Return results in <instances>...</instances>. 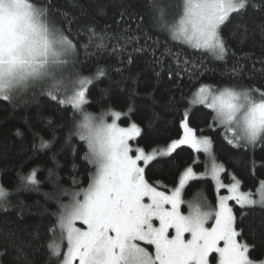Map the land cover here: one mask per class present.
<instances>
[{
    "label": "snow or ice",
    "instance_id": "snow-or-ice-1",
    "mask_svg": "<svg viewBox=\"0 0 264 264\" xmlns=\"http://www.w3.org/2000/svg\"><path fill=\"white\" fill-rule=\"evenodd\" d=\"M146 2L154 28L219 61H226L231 52L229 39L243 44L252 34L244 19L249 7L260 8L264 15V6L256 0H181L178 17L169 16L170 5L164 0ZM53 15L62 16L69 27L58 26ZM120 15L123 18L125 13ZM138 18L142 21L144 16ZM72 20L50 0L39 4L32 0H0V99L11 102L30 89L47 86L46 94L56 100L61 91L58 73L75 62L77 45L83 44L87 49L95 43L97 51L107 47L111 33L97 32L94 26H88V42L84 43L72 35ZM258 27L264 35V25ZM164 55L173 56L177 67L183 65L182 71L189 75L202 74L200 65L186 58L181 60L180 53L169 49ZM245 57L252 61L251 67L233 64L230 78L259 75L262 87L202 84L182 113V137L165 148L148 152L130 146L129 142L140 137L143 130L134 122L128 127L120 126V112L109 109L96 117L83 111L88 102L86 86L93 81L90 77L79 78L73 94L59 103L71 104L82 116L76 128L80 139L87 143L84 159L94 166L90 183L73 192L69 203L59 204L52 214L55 219L48 227L47 239L42 238L39 229L30 233L28 240L12 233L14 240L8 247L0 248V264L9 248L15 253V264H40L37 257L42 252L46 253L45 264H264L250 257L255 238L251 243L244 239L245 233L229 204L234 201L241 208L264 209V181L255 192L242 191L241 181L235 176L231 183L224 184L221 173L225 169L216 162L211 138L198 136L189 124L191 108L204 105L214 113L213 122L231 134L229 144L252 148L264 144V52L260 56L245 53ZM96 75L105 76L106 72L98 68ZM108 115L113 117L111 123L106 119ZM47 145L48 141L41 138L40 146ZM181 145L204 152L212 161L206 175L216 181L217 190L225 188L228 192L218 196L215 207L200 189L191 199L183 198L189 182L198 179L192 167L183 172L178 186L170 193L159 190L162 185L151 183L146 177L149 164L171 156ZM49 175L53 173L50 171ZM20 179L18 187L39 184L35 169ZM8 196V190L0 185V208L10 207ZM182 204L187 205V213L180 210ZM154 221L159 222L158 226ZM77 222L86 228L77 227ZM170 230H174V235ZM185 234H190V238ZM149 247L154 250L149 251ZM213 254H218V258Z\"/></svg>",
    "mask_w": 264,
    "mask_h": 264
},
{
    "label": "trees",
    "instance_id": "trees-1",
    "mask_svg": "<svg viewBox=\"0 0 264 264\" xmlns=\"http://www.w3.org/2000/svg\"><path fill=\"white\" fill-rule=\"evenodd\" d=\"M32 2L39 4L44 0ZM50 2L59 12L73 18L71 31L77 40L88 42L85 31L88 26H94L97 32L111 33L112 38L106 41L107 47L99 51L95 43L87 49L83 44L77 45L78 57L60 80L61 91L56 100L46 94L47 86L30 89L11 102L0 99V185L8 190L10 201L6 210L0 208V248L8 247L14 240L11 236L14 232L28 240L29 234L39 229L42 238L47 239L48 227L55 219L52 214L58 210L59 204H67L73 192L90 183L94 166L84 159L87 143L80 139L76 128L82 116L71 104L59 103L66 97L64 90L71 88V93L79 78L90 77L93 81L87 86L88 102L83 111L93 115L109 109L120 112V125L129 126L134 122L143 130V134L131 143L146 152L167 146L182 136V113L202 84L262 87L259 75L230 78L233 64L239 62L251 67L252 61L245 57V53L260 56L264 52V35L258 27L264 25L260 8L249 7L244 17L253 30L247 41L240 44L229 39L231 52L226 61H219L209 53L173 40L168 32L154 28L146 0ZM164 3L170 5L169 16L178 17L180 8L177 6L181 0H164ZM256 3L264 6V0H256ZM121 12L125 13L123 18ZM139 15L144 16L142 21ZM52 19L58 26L69 27L60 15H53ZM224 32L227 35L228 29ZM134 36L139 39H128ZM169 49L180 53L181 60L186 58L190 63L200 65L202 74L189 75L182 71L183 65L178 68L173 56L164 55ZM256 67H260L258 61ZM98 68H103L106 75L97 76ZM213 115L212 110L197 105L191 108L189 124L198 135L212 139L215 159L225 169L222 174L224 183H231V177L235 176L241 181L242 190L255 192L264 181V144H257L255 148L229 144L228 133L223 126L213 122ZM41 138L48 141L46 147L40 146ZM206 159L204 152L183 145L171 156L149 164L146 177L149 182L162 185L159 190L170 192L178 186L179 177L188 167L203 171ZM34 169L39 184L18 187L20 178ZM50 171L53 173L51 177ZM197 189L202 190L213 207L216 206L218 194L213 179L203 177L190 181L183 198L191 199ZM231 204L237 223L245 233L244 239L251 243L255 238L256 246L250 251V257L257 262L263 261L264 209L259 206L241 208L234 201ZM182 209L188 211L187 205L183 204ZM14 255L9 248L2 264H15ZM37 259L40 264H45L46 253L42 252Z\"/></svg>",
    "mask_w": 264,
    "mask_h": 264
},
{
    "label": "rangeland",
    "instance_id": "rangeland-1",
    "mask_svg": "<svg viewBox=\"0 0 264 264\" xmlns=\"http://www.w3.org/2000/svg\"><path fill=\"white\" fill-rule=\"evenodd\" d=\"M70 66H71V63L63 70V72L62 73H58V78H59V80H61V79H63L65 76H66V74H67V72L69 71V68H70ZM88 86V85H87ZM87 86H86V88H87ZM76 87H77V85H75V88L73 87L72 89V91H71V93H69V91L71 90V88L70 89H68V87L64 90V93L63 94H65V98H67V97H70L72 94H73V92H74V90L76 89ZM199 88V87H198ZM197 88V89H198ZM196 89V90H197ZM196 90H195V92H196ZM194 92V93H195ZM193 93V94H194ZM193 94H192V96H193ZM192 96H191V98H192ZM64 98V99H65ZM191 98H190V100H191ZM83 110H84V108H83ZM87 113V112H86ZM101 115V114H100ZM100 115H94V116H96V117H99ZM106 119H107V121L109 122V123H111L112 121H113V117L111 116V115H108L107 117H106ZM118 122V124H119V120L117 121ZM120 125V124H119ZM120 126H122V125H120ZM130 126V125H129ZM122 127H128V126H122ZM183 135V134H182ZM198 135V134H197ZM198 136H200V135H198ZM182 137V136H181ZM180 137V138H181ZM207 137H209V136H207ZM228 137L229 138H231V134L230 133H228ZM179 138V139H180ZM177 140V139H176ZM212 140V139H211ZM213 142V141H212ZM130 143V146L133 148V149H135L136 147L135 146H133L132 145V143H131V141L129 142ZM181 146H183V145H181ZM186 146H188V145H186ZM166 146H164V147H160V148H165ZM206 157H207V159H206V168L203 170V171H196L194 168H193V170H194V172H196L197 173V177L198 178H203V177H209V178H211V176H209V175H206V173H207V171H208V169H210V167H211V163H212V161L209 159V157H208V155H206ZM216 162L218 163V164H220L217 160H216ZM141 166H143V162H141ZM222 174H223V172L221 173V181L224 183V181H223V179H222ZM212 179V178H211ZM214 181V183H215V185H216V181L215 180H213ZM225 184V183H224ZM216 189H217V185H216ZM225 190V188H220L219 190H217V194H218V196L219 195H227L228 194V192H227V189H226V191H224ZM242 190V189H241ZM242 191H244V190H242ZM170 193V192H169ZM72 198V197H71ZM71 200V199H70ZM70 202V201H69ZM68 202V203H69ZM231 202L232 201H229V204H230V206H232V204H231ZM183 204L181 205V211L182 212H184V213H187V211L185 212V211H183ZM158 221H154V224H156L157 226H158ZM81 226H83V227H85L86 228V225H82L81 224V222H77V227H81ZM170 234L171 235H174V230H170ZM186 235V238H190V234H185ZM142 246H144L143 244H142ZM221 246H223V242H221ZM65 250H66V245H65ZM154 250V248L153 247H149V251H153ZM214 256H216L217 258H218V254H213ZM211 259V258H210ZM263 261H264V259H263Z\"/></svg>",
    "mask_w": 264,
    "mask_h": 264
}]
</instances>
